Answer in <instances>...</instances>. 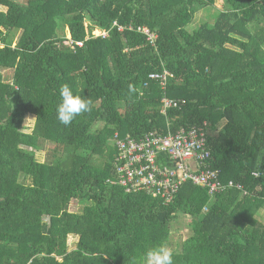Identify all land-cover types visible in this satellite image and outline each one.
<instances>
[{
  "label": "trees",
  "instance_id": "trees-1",
  "mask_svg": "<svg viewBox=\"0 0 264 264\" xmlns=\"http://www.w3.org/2000/svg\"><path fill=\"white\" fill-rule=\"evenodd\" d=\"M216 1L0 0V264H144L161 242L175 264H264V0H223L189 30ZM164 69L162 87L149 74ZM65 83L93 102L68 126L56 115ZM164 95L186 103L162 113ZM205 121L212 167L246 194L185 182L165 204L113 182L116 132L141 139ZM178 212L192 220L183 240L172 238Z\"/></svg>",
  "mask_w": 264,
  "mask_h": 264
},
{
  "label": "built area",
  "instance_id": "built-area-1",
  "mask_svg": "<svg viewBox=\"0 0 264 264\" xmlns=\"http://www.w3.org/2000/svg\"><path fill=\"white\" fill-rule=\"evenodd\" d=\"M117 25V22L114 23ZM134 29L133 25L128 27ZM119 29L124 27L119 25ZM139 32L146 35L150 44L155 45L157 34L147 26H139ZM108 30H95L94 36H108ZM74 47L83 46V41H73ZM151 79L161 82L166 86L173 74L164 69L161 72L149 74ZM186 103L185 99H176L164 95L161 99V112L166 113L170 108H181ZM207 122L203 125L182 127L166 134L149 132L141 139L129 135L122 138L119 133L114 135V144L119 154L115 167V184L123 187L126 193L147 191L155 197L163 199L165 204L172 201L185 182H192L213 196L223 193L228 189L244 190L243 186L234 181L223 182L220 171L212 167L211 151L208 146ZM171 165L167 164V160ZM259 176V172L253 173ZM111 182V179L109 180ZM246 194V191H243ZM207 210V207H205Z\"/></svg>",
  "mask_w": 264,
  "mask_h": 264
},
{
  "label": "clouds",
  "instance_id": "clouds-1",
  "mask_svg": "<svg viewBox=\"0 0 264 264\" xmlns=\"http://www.w3.org/2000/svg\"><path fill=\"white\" fill-rule=\"evenodd\" d=\"M130 91H134L131 86ZM92 107L93 102L83 94V89L74 91L72 86L67 83L60 86L56 115L61 124L70 125L81 114L90 112ZM176 255L178 252L167 242H161L143 254V261L144 264H175L174 257Z\"/></svg>",
  "mask_w": 264,
  "mask_h": 264
},
{
  "label": "rangeland",
  "instance_id": "rangeland-1",
  "mask_svg": "<svg viewBox=\"0 0 264 264\" xmlns=\"http://www.w3.org/2000/svg\"><path fill=\"white\" fill-rule=\"evenodd\" d=\"M22 1V0H21ZM216 6L204 7V9H199L195 15L193 22L188 26V29L191 31L196 30L200 24L205 21H213L218 13L217 8H221L223 5V0H217L215 3ZM68 38H70V33L67 32ZM20 36V32H18L16 40H18ZM8 79L11 78L13 71L11 69L5 71ZM32 117V118H31ZM30 118V119H27ZM27 119V120H26ZM35 125V116L32 114H28L25 117L23 124V131L29 132L32 130ZM53 146L48 144L43 150V152H38V157L43 160L50 159L52 157ZM84 207L83 203H80L76 200H73L70 205V210L73 212H79ZM264 221V217L262 218ZM192 220L189 216H185L182 212H178L177 217L171 222L172 225V238L173 240H183L190 234ZM78 240L77 236L71 235L69 237V246L70 249L75 247V244Z\"/></svg>",
  "mask_w": 264,
  "mask_h": 264
},
{
  "label": "crops",
  "instance_id": "crops-1",
  "mask_svg": "<svg viewBox=\"0 0 264 264\" xmlns=\"http://www.w3.org/2000/svg\"><path fill=\"white\" fill-rule=\"evenodd\" d=\"M34 127V126H33ZM33 129V128H32ZM32 131V130H31ZM31 131H29V132H31ZM256 216L258 217V218H263L264 217V210H260L259 212H257L256 213Z\"/></svg>",
  "mask_w": 264,
  "mask_h": 264
}]
</instances>
